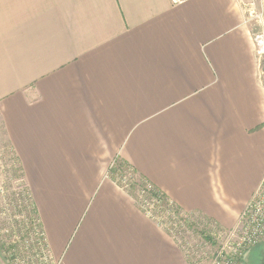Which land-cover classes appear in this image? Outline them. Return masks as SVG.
Here are the masks:
<instances>
[{
	"label": "crops",
	"instance_id": "crops-1",
	"mask_svg": "<svg viewBox=\"0 0 264 264\" xmlns=\"http://www.w3.org/2000/svg\"><path fill=\"white\" fill-rule=\"evenodd\" d=\"M261 32L264 0H0V119L55 264H188L116 159L236 226L264 179Z\"/></svg>",
	"mask_w": 264,
	"mask_h": 264
},
{
	"label": "rangeland",
	"instance_id": "rangeland-1",
	"mask_svg": "<svg viewBox=\"0 0 264 264\" xmlns=\"http://www.w3.org/2000/svg\"><path fill=\"white\" fill-rule=\"evenodd\" d=\"M253 11L255 15L260 10ZM252 19V30H258L260 21ZM19 168V161L0 119V264H55L47 251L37 244L40 233L35 219L29 214ZM111 176L123 185L129 183L128 187L134 185L128 188L133 195L138 200H144L151 213L160 214V219L156 218L178 244L188 264H212L218 246L225 239L223 229L199 213H176L170 208L171 204L165 207V201L161 203L160 198L155 199L151 195L149 184L142 182L129 169L115 167ZM263 252L264 246L251 248L243 264H261Z\"/></svg>",
	"mask_w": 264,
	"mask_h": 264
},
{
	"label": "built area",
	"instance_id": "built-area-1",
	"mask_svg": "<svg viewBox=\"0 0 264 264\" xmlns=\"http://www.w3.org/2000/svg\"><path fill=\"white\" fill-rule=\"evenodd\" d=\"M183 0H172L174 3ZM254 11L250 10V15ZM261 12L253 15L259 20ZM257 53H264V34L254 35ZM150 213V212H148ZM226 232L222 245L220 244L213 257L212 264H243L247 252L257 246H264V179L242 211L236 226Z\"/></svg>",
	"mask_w": 264,
	"mask_h": 264
},
{
	"label": "trees",
	"instance_id": "trees-1",
	"mask_svg": "<svg viewBox=\"0 0 264 264\" xmlns=\"http://www.w3.org/2000/svg\"><path fill=\"white\" fill-rule=\"evenodd\" d=\"M115 167L116 168H118V169H122V167H124V168H126V169H129L132 173H135L136 174V177L137 178H139L140 180H142V182L144 181V182H146V183H148L149 185V187H150V189H151V191H150V193H151V195L156 199L157 197L158 198H160V201H161V203L163 202V201H165L166 202V206L165 207H167V206H169L170 204L172 205V207L170 206V208H172V210H174L176 213H184V212H182L177 206H175L167 197H166V195L165 194H163L162 192H160L155 186H153L152 184H150L143 176H141V175H139L132 167H130L128 164H126V163H124V162H122L121 160H114V163L110 166V168H109V170H108V173H109V176H110V178H112L114 181H116L115 180V178H113L112 176H111V173L115 170ZM19 171H20V177L22 178V181H23V185H24V188H25V197H26V202H28V208H29V214H31L32 216H33V218L35 219V221H36V224H37V227H38V233H40V242L38 243L37 242V244H40L41 245V248H43V250L45 251H47V253H48V249H47V244H46V242H45V237H44V233H43V230H42V225H41V222H40V219H39V217H38V214H37V211H36V209H35V206H34V203H33V200H32V198H31V195H30V192H29V189H28V186H27V184H26V181H25V178H24V174H23V171H22V168H21V166H20V168H19ZM117 182V184H119L120 186H122L126 191H128L131 195H132V197L136 200V202L138 203V205L142 208V207H144L146 210H147V212H150L149 214L156 220V221H158V222H160V220H158V219H160V214H153V213H151V211L148 209V207H147V205L146 204H144V200H138L137 199V197L136 196H134L133 195V193L129 190L130 188H132L134 185H129V187H128V184L125 186V185H123V184H121L118 180L116 181ZM146 186V185H145ZM129 188V189H128ZM169 209V208H168ZM158 219H157V218ZM2 252V247H1V243H0V253Z\"/></svg>",
	"mask_w": 264,
	"mask_h": 264
},
{
	"label": "water",
	"instance_id": "water-1",
	"mask_svg": "<svg viewBox=\"0 0 264 264\" xmlns=\"http://www.w3.org/2000/svg\"><path fill=\"white\" fill-rule=\"evenodd\" d=\"M261 264H264V252H263V259H262Z\"/></svg>",
	"mask_w": 264,
	"mask_h": 264
}]
</instances>
